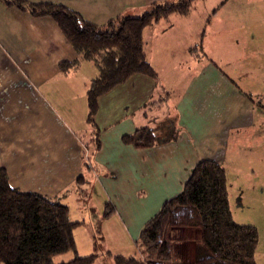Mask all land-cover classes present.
I'll use <instances>...</instances> for the list:
<instances>
[{"label": "crops", "instance_id": "obj_1", "mask_svg": "<svg viewBox=\"0 0 264 264\" xmlns=\"http://www.w3.org/2000/svg\"><path fill=\"white\" fill-rule=\"evenodd\" d=\"M28 1L63 5L102 25L175 0ZM199 1L187 15L173 12L148 28L145 50L158 76L136 74L103 95L94 123L87 90L99 73L96 63L81 58L51 16L0 0V168L12 187L70 207L78 254L97 255L92 264L143 256L137 245L143 227L183 191L200 160L225 168L230 199L231 176L246 177L250 186L264 175V12L225 11L220 26L208 30L219 11L203 10L197 24ZM160 35L161 60L148 48ZM76 60L61 70L60 62ZM141 127L156 131L155 146L123 141ZM107 203L115 207L110 216ZM172 234L179 264H194L200 232ZM60 256L68 261L75 253Z\"/></svg>", "mask_w": 264, "mask_h": 264}, {"label": "trees", "instance_id": "obj_2", "mask_svg": "<svg viewBox=\"0 0 264 264\" xmlns=\"http://www.w3.org/2000/svg\"><path fill=\"white\" fill-rule=\"evenodd\" d=\"M4 1L35 16H51L81 58L96 63L99 73L87 90L89 120L94 123L103 95L136 74L158 76L145 50L147 28L173 12L187 15L193 4V0L154 3L140 16L118 15L100 25L63 5ZM79 62L62 61L60 68L68 71ZM123 141L151 148L157 144L158 135L151 127H141L124 135ZM85 167L88 169L89 164ZM85 180V175L80 176L77 185L83 188ZM114 211V205L107 203L104 216ZM74 226L67 204L12 187L6 169L0 168V264H92L97 255L78 254ZM174 229L200 232L194 264H258L259 230L234 219L226 170L215 160H200L183 191L167 200L143 227L137 245L144 255L118 254L114 256L115 263L179 264L174 253ZM68 252H74V258L55 260Z\"/></svg>", "mask_w": 264, "mask_h": 264}, {"label": "rangeland", "instance_id": "obj_3", "mask_svg": "<svg viewBox=\"0 0 264 264\" xmlns=\"http://www.w3.org/2000/svg\"><path fill=\"white\" fill-rule=\"evenodd\" d=\"M194 8L196 12L194 13L195 16L193 19L197 24L202 20L203 10L214 11L216 9L219 11L210 15L211 21L207 24V28L211 30L220 26L219 20L222 19V13H225V11L240 9L248 11L249 13H263L264 0H202L194 3ZM159 27H161V25ZM254 29L256 28H253V30ZM147 30L145 32H147ZM154 33L157 34L158 32L155 31ZM151 47L155 50L157 55L156 57L154 51H150L152 58H159L161 60V35L153 37L152 40L149 41L148 48L150 49ZM243 175H246V173H243ZM231 180L234 182L235 187L231 190L230 199L231 208L234 211V219L239 223L256 224L255 226L259 230L261 240L260 245L256 249V260L258 264H264V175L254 177V179H252L254 185L250 186H245L246 184L243 185V183L248 182L246 177L231 176ZM60 257L61 256L55 257V260L59 262L61 260Z\"/></svg>", "mask_w": 264, "mask_h": 264}]
</instances>
